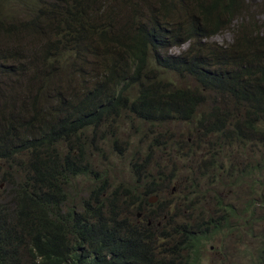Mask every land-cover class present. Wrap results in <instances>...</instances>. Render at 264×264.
<instances>
[{"label":"trees","instance_id":"trees-1","mask_svg":"<svg viewBox=\"0 0 264 264\" xmlns=\"http://www.w3.org/2000/svg\"><path fill=\"white\" fill-rule=\"evenodd\" d=\"M252 4L0 0V183L7 186L0 192V264H169L180 249L192 252L187 264H200L204 246L231 227L228 216H255L264 206V22L254 10L264 11V1ZM225 31L230 43L213 40ZM230 104L243 112L234 115ZM187 122L226 135L219 144H251L237 152L218 144L216 152L234 160L229 165L220 155L199 161V146L177 149L182 133L174 124ZM131 136L135 153L150 142L172 152L169 163L154 171L131 167V183L114 187L110 167L99 166H108L111 150L134 143ZM206 175L217 204L195 224L205 226L200 233L173 227L161 206L131 225L130 215L145 211L142 201L177 179L205 197L197 180ZM81 180L88 194L71 201L69 188L75 184L78 195ZM222 187L241 214L218 196ZM159 218L165 223L154 225ZM161 227L160 237L153 231ZM259 233L249 245L254 264H264V228ZM156 240L162 247H153ZM165 245L169 251L158 257Z\"/></svg>","mask_w":264,"mask_h":264},{"label":"rangeland","instance_id":"rangeland-1","mask_svg":"<svg viewBox=\"0 0 264 264\" xmlns=\"http://www.w3.org/2000/svg\"><path fill=\"white\" fill-rule=\"evenodd\" d=\"M264 0H252V10L253 5H258L259 7L262 5ZM256 12V19L258 20L259 24L264 22V11L262 10H254ZM241 20V19H239ZM213 40L221 44L230 43L233 40V34L230 31H225L216 35ZM186 44L182 46V48H174L173 53H179L180 51L184 50ZM150 63L149 61L147 64ZM175 75H172L171 78H175ZM178 79V78H177ZM213 102L209 101L208 105H211ZM233 108L234 115H240L243 112V108H238L237 106L234 107L233 104H230ZM221 109L219 110L221 114L225 113L226 116L228 113V107L225 104L220 105ZM227 108V109H226ZM226 110V112H225ZM217 118L213 117L215 121ZM173 128H177L176 130L182 133L181 136H176V141L179 140V146L177 149L183 150L188 152L192 147L199 146V151L197 156L199 161H207L210 157L216 160L217 156L220 155V163L224 165L231 164L234 160H232L229 156L224 155L216 152L218 150V146L222 147V151H234L237 152L238 150H242V145L244 143L251 144L249 139L239 140V139H231V142H225L219 144L217 140L222 141L226 139V135L215 133L212 129L207 128L206 126L202 127L201 123L199 122H187L185 124H174ZM223 135V136H222ZM220 136V137H219ZM131 141L134 143H123V149L117 148L115 151H110L109 153V164L108 166H99V167H110L109 170L113 172L114 176H110L113 179V186L121 185V188L124 186L122 184L123 181H127L131 183V176L134 173V170H131V167H149L151 171H154L151 167H165L166 163H169L167 160L172 152L166 151L164 147L157 149H150L148 144H141L139 150H142L141 153H135V144L137 137H130ZM219 144V145H218ZM229 144V145H228ZM249 148L248 151L249 152ZM150 153V159L146 166H144V161L148 154ZM244 153V152H238ZM238 153H231L234 157ZM231 156V157H232ZM172 167V166H171ZM169 171V169H167ZM205 179L198 178L197 182L199 184L200 190L206 194L205 197L201 195L195 196L194 194H190V191L193 188L189 186L184 187L179 186L181 183V179H177L179 183L175 181L172 187L168 188L166 192H164L160 197L156 194H150L147 196L148 201L151 197H156L154 202H148L145 204L143 201V205L145 211L141 214L138 213V217L135 215H130L132 223L131 225H140L144 224L146 221L145 216L147 211L151 209H158L159 206L162 207V212L166 214V216L171 217L170 220L171 225L173 227H177V225L181 226H188L189 231H195L200 233L205 226L201 223L199 225H195L200 221H204L210 215L213 216V209L217 204L216 198L214 200L211 197L214 196L212 191H210L209 185H207L206 179L210 178V176L206 175ZM79 194H75L76 185L73 184L70 188L71 194V201L75 197V201L78 202L79 199H83L88 194V190L85 186L89 185L84 180L77 182ZM95 185V183H94ZM125 185V184H124ZM178 186V189L175 187ZM7 188L6 184L0 183V192L2 193ZM142 191V190H141ZM8 195V194H6ZM219 197H227L223 198L224 200H229L233 207L236 209V213L241 214L240 205L238 204L237 198H232V191L229 189L222 187L220 189ZM139 196L138 198H140ZM123 199V195H121V201ZM143 200V199H142ZM192 201V205L190 202ZM140 203V201L138 200ZM157 211V210H156ZM145 215V216H144ZM239 220L236 218H232L228 216V221L231 225L230 228L222 229V231L218 232L214 235L213 240L209 241L206 246L202 249L200 256L201 262L200 264H254V261H257V256L255 255V251L250 250L249 245H251V241L255 243V240L261 237V232L264 228V224L260 223L262 217L264 216V206H257L255 216H251V213H243ZM205 219L203 220V218ZM165 221L161 218L153 221L154 225H162ZM150 224V222H149ZM169 224V223H168ZM167 224V227H168ZM225 226V223L224 225ZM168 229V228H167ZM160 230L163 228H159V230L153 231L156 232L158 236L161 237ZM169 230V229H168ZM256 232V235L253 239L252 231ZM164 233V232H162ZM235 234H242L241 236H236ZM153 235V234H152ZM165 243V242H164ZM153 247H162L160 245L159 240L154 241ZM166 250H158L157 255L158 257H162L163 255L167 254L166 252L169 251L170 246L165 245L164 247ZM153 252V251H152ZM192 257V252L190 254L188 251L184 252L183 249H180V255L175 259H172L170 256L168 257L169 264H187V258ZM139 263L144 262L138 261Z\"/></svg>","mask_w":264,"mask_h":264},{"label":"water","instance_id":"water-1","mask_svg":"<svg viewBox=\"0 0 264 264\" xmlns=\"http://www.w3.org/2000/svg\"><path fill=\"white\" fill-rule=\"evenodd\" d=\"M155 199H156V197H151V198L149 199V201H150V202H154Z\"/></svg>","mask_w":264,"mask_h":264}]
</instances>
